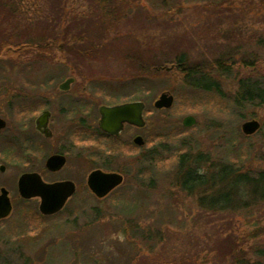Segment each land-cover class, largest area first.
Wrapping results in <instances>:
<instances>
[{
    "label": "rangeland",
    "instance_id": "1",
    "mask_svg": "<svg viewBox=\"0 0 264 264\" xmlns=\"http://www.w3.org/2000/svg\"><path fill=\"white\" fill-rule=\"evenodd\" d=\"M44 1L42 11L48 23L53 19L57 23L54 37L64 39L58 31L69 26L70 31L75 16L99 17L94 11L96 7H90L91 0H66L67 19L60 23V17L55 16L59 13L48 5L49 0ZM181 1V8L176 7V1L164 11L163 7L154 10L148 0H124L126 18L116 30L125 33L116 34L110 29L115 33L109 32L102 38L84 33L79 46L58 41L45 43L39 49H0V117L7 122L0 139L16 133V109L25 100H29L26 107H33L29 103L47 98L86 99L91 131H98L99 105L139 100L145 103L146 121L138 133L145 144L139 148L132 145L134 133H122L117 140L88 133L87 142L82 144L86 154L83 170L89 173L105 163L110 170L122 173L124 182L103 200L93 197L88 189L79 188V195L63 211L49 217L39 214L38 199L24 201L18 197L16 181L27 167L17 163L14 151L0 146V165L5 166V171L0 172V186L13 197L11 214L0 220V264H212L214 253L210 249L224 244L215 240L218 232L232 228L238 233L247 228L244 219L231 220V213L212 214L199 209L198 197L181 192L175 175L181 156L193 160L199 155L201 168L205 161L214 165L216 161L239 159L244 168L264 169V60L255 79L263 103L248 108H240L232 100L237 91L236 80L245 71L235 74L234 79H219L217 93L186 86L184 76L172 70L170 64H162L168 71L158 65L155 77L143 75L142 68L140 76L134 75L137 48L149 66L155 46L160 47L165 40L200 24L210 27L214 23V19L205 17L200 20L195 12L200 6H209L211 0ZM229 4L241 11L233 21L246 37H264V0H230ZM36 12L32 15V27L39 32L43 19H38L44 16ZM127 30L131 33L127 34ZM1 32L8 33L7 24L2 23L0 36ZM70 33L66 36H73L72 29ZM176 41L177 38L172 43ZM175 46L157 48L162 53L157 56L169 57ZM190 53L195 56L194 51ZM131 55L133 66L129 61ZM67 78H73L74 83L68 92H59L58 85ZM162 93L173 96L171 108H154V101ZM35 115L25 116L24 133H35ZM188 115L195 123L184 127L182 121ZM252 119L260 127L245 135L241 125ZM73 165L79 169V162L71 158L64 175L70 176ZM255 220L248 226L264 225V214Z\"/></svg>",
    "mask_w": 264,
    "mask_h": 264
},
{
    "label": "trees",
    "instance_id": "2",
    "mask_svg": "<svg viewBox=\"0 0 264 264\" xmlns=\"http://www.w3.org/2000/svg\"><path fill=\"white\" fill-rule=\"evenodd\" d=\"M49 1L48 5L59 13L55 15L56 18L60 17L59 22L63 23L67 19L64 13L66 0ZM123 1L91 0L90 7H96L94 11L99 17L94 16L96 17L94 20L92 16L86 17L88 14L75 16V21L73 20L71 25L73 36H66L71 34L70 26L67 29L63 27L58 31V34L65 37L62 39L63 37H54L57 23H53L54 19L48 23V17L42 11L45 9L44 0H0V15L2 14L0 26L2 23L7 24L8 29L6 34L1 32V36L4 35L0 40V49L5 46H14L17 49L28 47L39 49L45 43L58 41L62 44L74 42L73 44L79 46L83 43L81 35L84 33L91 32L100 37L109 32L124 34L125 31L116 30L118 24L126 18ZM176 1V7L181 8V0H148L154 10L163 7L164 11ZM229 3L230 0H211L209 6L196 8L195 12L200 16V20L205 17L208 20L214 19V23L210 27L200 24L201 26L184 31V34L165 40L160 47H171L176 44L175 49L169 52V57L160 59L161 57L157 55L162 53L156 51L160 47L153 44L155 47L152 50L155 52L150 53L148 66L144 60L147 58H143L137 48L135 58L138 65L135 67L137 71L134 75L140 76L139 72L142 68L145 72L142 73L143 75L155 77L158 74L156 70L157 67L159 68L158 65L163 67L170 64L174 66L172 70L184 76L186 86L206 93H217L220 90L219 79L229 77L234 79L235 74L245 71L236 80L237 91L232 95L234 104L240 108H248L263 103V95L258 92L259 87L255 79L262 70L264 37L255 38V35L246 37L244 31L238 27V23L233 21V18L240 16L241 11L237 10V12ZM31 8L33 9L29 10ZM36 10L44 16L38 19H43V22L40 21L42 29L39 32L32 27V15L37 14ZM29 11L32 13H28ZM203 12H206L204 16L201 15ZM225 24L228 25L226 28H224ZM127 32V34L131 33L128 30ZM133 34H136L135 30ZM101 38L102 42L105 41ZM176 38L177 41L172 43ZM193 51L195 56L190 53ZM129 58L130 64L133 63L132 55ZM188 157L181 156L178 160L179 168L175 175L178 189L187 196L198 197L196 201L199 209L212 214L231 213V220L244 219L247 227L238 233L232 228L218 232L215 240L224 244L210 249V252L214 253L212 264H264V225L258 223L248 226L251 220H255L256 217L262 218L264 214V169L244 168V164L239 159L235 162L216 161L214 165H207L203 160L205 165L201 168L199 155L193 160Z\"/></svg>",
    "mask_w": 264,
    "mask_h": 264
},
{
    "label": "flooded vegetation",
    "instance_id": "3",
    "mask_svg": "<svg viewBox=\"0 0 264 264\" xmlns=\"http://www.w3.org/2000/svg\"><path fill=\"white\" fill-rule=\"evenodd\" d=\"M73 79V78H67ZM65 79L63 82H65ZM61 82L58 85L59 92H68L70 90V86L74 83L73 81L69 84L68 89L61 90L59 86L63 83ZM79 94H82L81 91ZM26 101V102H25ZM21 105L17 106L16 109V118H17V131L14 135L9 137H4L0 139V146L5 149H9L10 151H14L17 155V163L24 164L27 167L26 171L22 170L20 172L17 181H16V191L18 197L24 201L31 200V199H38V211L39 214L43 217L46 216H53L58 214L59 212L63 211L65 206L68 202L78 196L76 193L78 189L89 190L91 195L98 199L89 189L88 187V176L92 171L100 170L103 173H115L121 175L123 178L122 184L124 182V175L118 171L110 170L107 165L104 163L97 166L95 169L91 170L89 173L83 170V165H85V149L82 144L87 142L88 133H100L103 139H115L120 137L122 133H134V137L132 138V145L134 147H142L145 144L142 136L138 133H141L142 129L146 126V121L144 117L145 113V103L144 108L142 110V119L144 121V125L142 127H137L130 123L124 122L122 124L121 130L118 132L117 136L110 135L107 132L103 131L100 128V119L101 115L99 112V108L103 106L112 107V106H119L131 102H136L139 100H129L123 102H116L114 104H101L97 108V116L98 119L96 127L98 131H91L88 126V114L90 105L86 102V99L75 97V98H47L40 101H32L29 105H34L33 107H26L28 105L29 100H25ZM34 102V103H33ZM25 103V104H24ZM30 105V106H31ZM35 115L32 120L33 129L35 133H24L25 123L24 118L26 115ZM41 116L44 118L40 119ZM189 116V115H188ZM3 120L5 126L4 128L0 129V132H4L6 128L7 122L5 119L0 117ZM183 125V121H182ZM184 126V125H183ZM185 127V126H184ZM140 136L143 140V145L138 146L136 145L133 140L135 137ZM78 144V145H77ZM30 152V153H29ZM44 154L42 155V153ZM28 153V154H27ZM51 157H60L63 159V164L57 168L50 169L47 167V161ZM73 158V160L78 163L79 162V169L78 166L71 167L72 169L69 170V175H64L65 171L67 170V165L69 161ZM3 167V170H1ZM5 171V166L0 165V172ZM23 175H34L36 176L37 183L35 184L34 188H39L40 184L45 186L56 187L59 190V197H63L65 195V202L62 207L54 212L53 214H42L39 210L41 204V197L39 195H34L29 198H25L21 196L19 192L18 181L20 177ZM48 177V178H47ZM80 177V180L78 179ZM121 184V185H122ZM121 185L113 189L109 194L105 197L98 199L103 200L110 195L114 194V191L119 188ZM46 187L40 188V190H45ZM2 190L6 192V198L8 200L10 206L9 214L2 218L6 219L12 212L13 209V197L9 194V191L4 187L0 186V196L2 195ZM69 193V194H68ZM0 219V220H2Z\"/></svg>",
    "mask_w": 264,
    "mask_h": 264
},
{
    "label": "water",
    "instance_id": "4",
    "mask_svg": "<svg viewBox=\"0 0 264 264\" xmlns=\"http://www.w3.org/2000/svg\"><path fill=\"white\" fill-rule=\"evenodd\" d=\"M169 70V68H165ZM73 79H67L63 82L59 89L66 90ZM173 96L167 93H162L154 101L153 106L155 109H169L173 104ZM144 104L140 101L131 102L119 106L107 107L103 106L99 108L101 115L100 128L110 135L117 136L122 128L124 122L130 123L137 127H142L144 121L142 119V110ZM43 119L44 116L39 118ZM195 123L192 116H187L183 119V125L185 127H190ZM5 124L2 119H0V129L4 128ZM260 125L258 121L252 119L250 121H245L241 125V130L245 135H251L259 129ZM133 142L141 146L143 145V140L140 136L134 138ZM63 159L60 157H51L47 161V167L50 169L57 168L63 164ZM3 170V167H1ZM123 178L121 175L115 173H103L100 170L92 171L88 176V187L90 191L98 198L101 199L109 194L113 189L122 184ZM37 183L36 176L34 175H23L18 181V188L21 196L29 198L34 195H39L41 197V204L39 210L42 214L48 215L53 214L58 211L65 202L67 195L59 197V190L56 187L45 186L40 184L39 188H34ZM46 187L45 190H40V188ZM69 194V193H68ZM5 190H2V195L0 196V219L6 217L10 212V206L8 203Z\"/></svg>",
    "mask_w": 264,
    "mask_h": 264
},
{
    "label": "bare ground",
    "instance_id": "5",
    "mask_svg": "<svg viewBox=\"0 0 264 264\" xmlns=\"http://www.w3.org/2000/svg\"><path fill=\"white\" fill-rule=\"evenodd\" d=\"M171 66V65H170ZM173 66V65H172ZM174 67V66H173ZM162 70H165V67L162 68ZM255 120V119H254Z\"/></svg>",
    "mask_w": 264,
    "mask_h": 264
}]
</instances>
